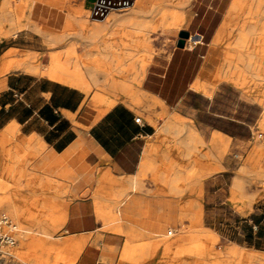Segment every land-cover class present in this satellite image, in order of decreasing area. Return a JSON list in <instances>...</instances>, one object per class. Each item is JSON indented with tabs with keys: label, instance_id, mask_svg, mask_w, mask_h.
Masks as SVG:
<instances>
[{
	"label": "crops",
	"instance_id": "0c3cea01",
	"mask_svg": "<svg viewBox=\"0 0 264 264\" xmlns=\"http://www.w3.org/2000/svg\"><path fill=\"white\" fill-rule=\"evenodd\" d=\"M232 2L187 1L183 7L182 28L154 54L150 50L145 54L140 38L151 32L150 27L156 21L150 8L166 7L163 0H137L128 11L110 14L101 20V25L89 28L84 36L89 44L100 37L99 50L91 52L100 53L101 68L107 72L96 81L89 65L95 62L93 58H84L86 64L82 65L69 55L65 63L52 55L50 62L49 53L55 49L36 37L48 36L49 42L56 44L65 35L53 27H42L41 23L39 28L32 25L29 8H33V0H0V133L7 137L13 126H17L21 141L36 148L37 144L44 143L43 164L54 169L60 183L68 184V189H56L54 227L73 234L94 229L100 222L95 217L98 203L99 217L109 221L108 226L120 233H131L133 228L129 225L136 223L155 230L168 220L173 221L166 233L155 230L154 242L137 246L128 239L119 264L127 260L128 256H124L127 245L132 246L133 262L137 261L134 255L144 246H148V251L140 256L156 253L161 246L166 253L172 249L177 255L188 253L197 258L215 254L203 242L182 246V237L169 239L179 230L174 224L178 215L172 217L175 208L172 201L164 200L158 207L150 203L154 193L146 189L144 194L138 191L143 188L142 180L147 172L159 171L154 158L185 164L190 151H194L195 164L234 165L232 157L220 161L219 155L227 145L246 158L253 149L250 143L254 128L258 129L264 120V97L254 94L251 81L238 75L234 66L238 51L230 38L236 28H224ZM35 5L58 12L52 18L55 21L63 19L61 11L68 5L74 11L82 9V16L89 17L88 0H36ZM15 7H20L18 19L14 17L16 13L13 16L10 12ZM36 14L40 20H50L42 11ZM171 17L163 15L157 26L162 30L174 28L163 24ZM136 19H145L151 24L145 29L142 28L145 23ZM80 26L83 30L87 28L84 23ZM182 30L201 34L203 39L194 46L178 47ZM74 52L70 46L69 54ZM69 62L73 68L68 67ZM74 62L80 64L79 69ZM86 72L92 73V80L105 86L106 92L97 91L91 80L89 84ZM206 150L212 152L215 162L206 159ZM178 173L179 170L175 176L156 174L155 179L161 180L159 191L163 193L168 188L180 193ZM242 174L241 170L234 173L231 190L223 187L214 195L226 206L209 211L226 228L231 244L228 253H239L244 264H264V201L259 204L247 186L245 194L233 189L242 187L237 176ZM243 175L245 180H251L247 173ZM50 189L44 187L38 194L49 193ZM200 193L198 190L197 195ZM199 201L198 198L197 206L192 209L197 214L203 210L204 214V206ZM124 220L128 226L123 225ZM171 229L173 234L168 235ZM62 237V234L58 236ZM111 243L104 246L103 264H108L104 258L115 251ZM74 249L75 243L70 242L69 260Z\"/></svg>",
	"mask_w": 264,
	"mask_h": 264
},
{
	"label": "rangeland",
	"instance_id": "374dc122",
	"mask_svg": "<svg viewBox=\"0 0 264 264\" xmlns=\"http://www.w3.org/2000/svg\"><path fill=\"white\" fill-rule=\"evenodd\" d=\"M35 2L36 0H33V8L31 6L29 8V12L31 13L30 18L41 23L43 25L42 27L45 25L53 27L56 29V32L65 35V39L56 44L50 43L48 36H45L44 38L36 37L38 40L44 39L47 47L55 49V51L49 53L50 62L52 55H56V58L60 63H65L69 55L75 62L80 60L82 65L86 64L83 60L84 58H93L95 62H90L89 65L93 68V71H91L93 72L96 81H98L100 75L103 72H107L105 69L101 68L99 59L100 53L91 52V50H99L98 47L101 44L100 37L96 38L93 43L89 44L85 42L84 36L88 33L89 28L97 24L101 25V20H93L88 16L83 17L82 15L84 13L82 9L78 8L74 11L73 8H70L71 6L68 5L65 10L61 11L63 19L55 21L52 18L55 14H58V12H55V10L51 8H44L42 10L39 5H35ZM163 4L166 7L162 6L160 10H152V7L150 8V12L155 13L156 21L155 24H152L150 27V33L141 35L140 45L145 48V54L148 50H150L152 54L161 50L163 44H168L170 42L169 37L172 35L175 36L177 30L182 28L184 23L183 20L178 27L165 30H162L160 26H157V22L159 19H162L161 17L163 15L170 17L174 13H177L181 6H184V4H181V0H163ZM245 5H247V9L260 6L258 12L260 13L259 17L264 18V0H246L244 7ZM38 11H42L48 15L50 20H40L36 14ZM10 12L13 16L14 13H16L17 15L14 17L17 19L21 17L20 7H15ZM70 12H72V14H70ZM246 15H249V13L247 12ZM136 21L144 22L145 26H142V28L145 29L149 28V24H151L145 19H136ZM83 23L87 26L84 30L80 26ZM32 29L37 31L35 28ZM234 30L235 32L230 38L232 46H234L237 38V28ZM70 46H73L75 50L72 54H69ZM86 48H88V52H86ZM237 51L238 53L235 55L236 58L234 59V66L236 67L238 75L251 81L256 96L264 97V58L261 57L264 52V44L253 41V44L250 45L247 50L240 51L237 49ZM247 51H252L253 53V58L251 60L249 59V55H247ZM140 54L143 55L144 52L142 51ZM67 65L69 68H73L72 62L67 63ZM80 71L83 72L82 70ZM108 73L111 77V71H108ZM92 79V73L86 72V80L89 84L90 80L91 82L93 81ZM93 83L97 91L106 92L107 89L105 86H101L94 81ZM259 125L260 127L258 129L254 128V138L250 143V145L253 146V149L250 150L248 158L242 153L231 151L228 145L225 148L224 153L219 155V157H221L220 161H222V158L225 159L227 157H232L235 160L234 165L195 164L194 162L197 161V157L196 154H193L194 151H190V154L186 157L187 163L185 164H171L166 162L165 159L154 158L153 160L158 165L159 171L147 172L142 180L143 188L138 191L144 194L143 189H146L150 190L149 192L152 194L154 193L155 195L153 197L155 198L154 200H151L150 203H155L158 207H161L164 200L172 201V204L175 207L172 217L178 215L179 219H177L174 224L179 230L176 232L177 235L169 237V239L172 240L176 236L182 237V246H188L194 241L203 242L206 247H211L215 254L208 256V258L205 256L197 258L188 253L177 255L172 249L166 253L164 252V247L161 246L156 253H151L146 256H140V251H138L134 255L137 261L133 262L130 256L126 258L127 260L124 264H209L210 262H214V264H244L243 262L241 263L239 253L227 252V248L231 244L228 240L229 238L226 233V228L221 224L222 221L216 220L214 213L209 210H212L214 207L223 208L226 206V203H221V201L219 203V197H215L214 195L223 187L227 191L231 190L234 173L237 174L239 170H241L243 174L247 173V175H250L251 180H245L243 174L237 175L243 185L241 188L233 187V189L245 194L247 186V188L253 192L255 196L254 199L259 200V204L264 201V120L260 121ZM204 145L207 147L208 144L204 143ZM3 147L8 148L12 156L15 153L20 155L19 162L21 166L17 169L15 174H13L15 165L14 163L11 164V175H8V179L4 180L5 183L3 189H0V196H2L6 190L11 191L13 198L16 201V206L19 209V213L20 215H23L25 221L23 225H20L16 219L10 216L22 229V232L18 237L17 244L11 250L15 255L13 262L4 263L3 261H0V264H44L47 260H49L50 264H103L102 252L105 244L109 242H112L111 244L114 245L115 251L111 253L109 257H105L104 262L108 264H119L121 253L128 239L131 240L132 244L137 246L142 245L143 243L154 242L157 239L155 236V230H161L166 233L173 223V221L168 220L162 228L155 230L147 228L144 224L136 223L129 225L133 228L131 233H120L111 229V226H108L109 221L99 217L97 213L98 203H96L95 217L100 222L94 229L79 230L77 234H73L71 231L65 232V229L63 228H56L53 225L56 222V189L62 191L63 189H68L69 186L68 184L60 183L56 179V172L51 166L43 164L44 154L46 153L45 148L38 151L31 143H28L25 140L21 141L18 130L16 132H11L7 137L0 133V149L3 150ZM253 151L257 152L251 156ZM205 157L207 160H212L213 162L217 160L210 150H206ZM6 158L4 152H1L0 178H3V176L7 174L4 173L2 167ZM248 159H250L249 168L242 170L241 167ZM178 170L180 173H178L177 176L181 177L179 184L180 187H182V191L180 193H173L166 188V191L163 193L160 192L159 182L161 180L155 179V177H157L156 174L159 176H175V172ZM197 177L201 178L198 179ZM37 179H40L41 181V188H46L48 186L51 188L49 193L33 195L32 192L29 191L30 183L33 180L37 181ZM198 190L201 191L200 195H197ZM198 198L199 200L201 199L199 204H201L202 207L204 206V214L202 213V207V211L199 214L195 212V209H192V206H197ZM60 199L64 200L63 197ZM145 199L149 200L146 197ZM222 199L225 200L223 197ZM117 207H119V205ZM158 210H160V208ZM38 216L43 224L51 230L53 237L47 238L39 235H34L32 238L29 237V240H27L29 242L32 241V239L34 240V238L38 241L40 240L42 248L27 245V247L23 248L22 253H18L21 234H26V228L32 223V220L30 219ZM122 223L124 226H128L125 220ZM208 233H211L214 236L209 238L207 236ZM61 234L63 237L58 238ZM70 242L75 243L72 260H69L67 257L68 244ZM55 246L56 254H53Z\"/></svg>",
	"mask_w": 264,
	"mask_h": 264
},
{
	"label": "bare ground",
	"instance_id": "6f19581e",
	"mask_svg": "<svg viewBox=\"0 0 264 264\" xmlns=\"http://www.w3.org/2000/svg\"><path fill=\"white\" fill-rule=\"evenodd\" d=\"M187 1L189 0H183L181 4L183 5ZM245 1L246 0H233L225 16V19H224V28H227L228 26L229 27L235 26L237 28V38H236L234 46L240 51L247 50L248 47H250V45L253 44V41L259 42L260 44H264V18L259 17L260 13L258 12H259L260 6L247 9L246 8L247 5H245L244 7ZM183 7L184 6H181L180 10L177 13H174L170 20L165 21L163 23L165 27L167 28L178 27L181 24V22L184 20ZM154 9L158 10L159 7L155 6ZM247 12L249 13V15H246ZM32 25L35 28L40 27V23L33 19H32ZM99 30H100V27L96 29L97 32H99ZM218 39H219V36H218ZM263 54L261 55L262 58H264ZM247 55H249L250 60L253 58L252 51L251 52L247 51ZM75 67L79 69L80 64L75 63ZM34 70H36L35 67H34ZM16 131H17V126H13L12 132H16ZM36 146H37V150L40 151L41 149L45 147V144L41 142L40 144H37ZM1 152H4L5 157H7L5 160V163H3V166H2L4 173L5 174L7 173V174L4 175L3 178L2 177L0 178V189H3L4 183H5L4 180L8 179L7 177L11 175L10 173L12 171L11 164L14 163L15 165L13 174H15L17 169L20 168L21 164L19 162V158H20L19 154L15 153L12 156L8 148H4L3 150L0 149V153ZM256 152L257 151H253V153H251V156L256 154ZM249 163H250V159H248L243 165V170L249 168ZM136 182H137V177H136L135 183ZM41 187H42V184H41L40 179H37V181L33 180L29 185V191L32 192V194H38V192H41V190L44 189ZM46 188L50 189L49 186ZM0 209L1 211L2 210L6 211L12 218L16 219L20 225L24 224L25 219L23 218V215H20L19 209L16 206V201L14 200L11 191L6 190L4 194L0 196ZM30 220H32V223L30 224L29 227L26 228V231H25L26 234L25 233L21 234L18 253H22L23 248L27 247V245L33 246L36 248L38 247L42 248L40 240L38 241L36 238H34V240L32 239V241L29 242L27 241L29 240V237L32 238L34 237V235H39V236L47 237V238L53 237L51 230L43 224L39 216L32 218ZM170 231H172L173 233V230L171 229L168 231V235ZM147 251H148V246H144L140 249V254L143 255ZM49 253H50V250H49ZM132 253H133L132 246L127 245L124 249V256L130 257L132 256ZM14 259H15V255L11 251L10 260L13 262ZM44 264H50L49 260H47Z\"/></svg>",
	"mask_w": 264,
	"mask_h": 264
},
{
	"label": "built area",
	"instance_id": "2783aa9c",
	"mask_svg": "<svg viewBox=\"0 0 264 264\" xmlns=\"http://www.w3.org/2000/svg\"><path fill=\"white\" fill-rule=\"evenodd\" d=\"M89 17L93 20H104L114 12H125L133 8L137 0H88ZM192 37H195L192 40ZM201 34H190L185 46H194L201 42ZM140 121V117L136 118ZM22 229L13 221L6 211H0V261L11 262V249L15 247ZM172 231L169 235H172Z\"/></svg>",
	"mask_w": 264,
	"mask_h": 264
},
{
	"label": "water",
	"instance_id": "95a60500",
	"mask_svg": "<svg viewBox=\"0 0 264 264\" xmlns=\"http://www.w3.org/2000/svg\"><path fill=\"white\" fill-rule=\"evenodd\" d=\"M190 33L188 31L182 30L179 33L177 46L178 47H185L186 39L189 37Z\"/></svg>",
	"mask_w": 264,
	"mask_h": 264
}]
</instances>
